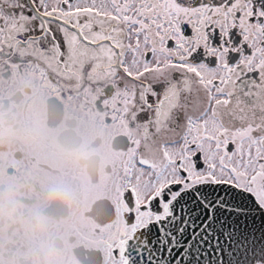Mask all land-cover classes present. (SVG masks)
Listing matches in <instances>:
<instances>
[{
    "label": "snow or ice",
    "instance_id": "snow-or-ice-1",
    "mask_svg": "<svg viewBox=\"0 0 264 264\" xmlns=\"http://www.w3.org/2000/svg\"><path fill=\"white\" fill-rule=\"evenodd\" d=\"M11 61L128 136L108 264H264V0H0Z\"/></svg>",
    "mask_w": 264,
    "mask_h": 264
},
{
    "label": "flooded vegetation",
    "instance_id": "flooded-vegetation-1",
    "mask_svg": "<svg viewBox=\"0 0 264 264\" xmlns=\"http://www.w3.org/2000/svg\"><path fill=\"white\" fill-rule=\"evenodd\" d=\"M17 64H0V264H108L128 136L70 82Z\"/></svg>",
    "mask_w": 264,
    "mask_h": 264
}]
</instances>
